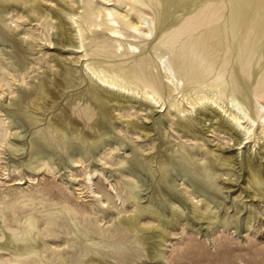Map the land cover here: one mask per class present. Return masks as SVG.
Segmentation results:
<instances>
[{
  "label": "rangeland",
  "instance_id": "obj_1",
  "mask_svg": "<svg viewBox=\"0 0 264 264\" xmlns=\"http://www.w3.org/2000/svg\"><path fill=\"white\" fill-rule=\"evenodd\" d=\"M177 1L173 0L169 5V18L174 17ZM59 2L60 0L43 1L47 15L37 21H34L36 16L33 13L26 11L25 5L13 8L11 15H24L18 21V26H15V23L11 24L9 19L6 20L0 15V83L5 86L0 88V109H4L2 113L6 122L9 118L5 115V111L12 112L17 121L16 124L5 125L10 131L0 150L5 152L4 149H11L15 142L21 146L17 155H11L9 152L0 154V157H3L0 158V203L3 201L8 209L16 211L21 223H15L14 228L17 230L22 228L23 222L29 215H32L38 223L39 237L46 258L44 262L37 260L30 264H47V262L61 264L63 260L55 256L60 252L69 256L71 264L99 263L100 258L109 264H264L262 194L255 192L257 196H249L248 194L254 193L252 194V188L247 192L244 191L248 186L245 179L240 178V183L228 180L229 177L234 179L233 169L230 168L223 170L228 174H224V177L220 176L219 182L198 179L202 177L199 165H204L213 158L212 155L204 152L206 148L217 149L220 143H224L221 146L230 151L227 154H233L236 153L233 148L237 147L236 145L233 147L234 140L225 143L224 138H229L228 135L206 131L211 123L209 121L202 125L194 122L192 134H187V129L181 128L184 120L179 118L174 110L141 106L140 102H144L141 95L131 102L115 106L112 119L97 112L98 103L90 99L88 93L92 84L84 68L88 57L71 49L61 48L55 40L57 28H52L50 24H57L58 19L55 13L50 11L56 9ZM1 10L5 11V8L1 7ZM9 17L8 14L7 18ZM67 27L73 28L70 24H67ZM22 32H29L31 36H25ZM44 33L53 40L52 44L40 39L39 35L43 36ZM97 38L101 46L94 44L89 46L90 50L96 53L94 55L96 59L112 64L131 57V55L122 56L117 50L118 43L112 40H109L112 45L103 49L107 35L99 33ZM126 40L136 43L130 38ZM149 46L150 44L143 46L141 43L139 49L151 51L155 58L156 53L150 50ZM133 52V55H140L138 49ZM150 66L154 74L162 75L158 67ZM59 68L70 69L76 86L60 87L57 91L59 95L51 108H47L43 101L39 109L30 107L44 82L46 87L55 86L52 72ZM22 76H26L27 83L21 82ZM9 83L13 86L9 87L7 85ZM12 88L16 92H11ZM243 97V105L249 104L246 92H243ZM61 108L67 110L82 127L87 129H91L89 126L95 120L109 122L112 137H104L95 144L93 141L78 139L76 135L67 137L64 143L58 141L56 132L51 127V120ZM204 111L210 115V110ZM89 112L96 115L90 118V115L89 117L87 115ZM195 115L198 117V114L194 113L193 116ZM34 119L40 122L35 123ZM126 120L127 122L135 120L142 127L145 126L151 131L148 135L150 139H145L147 134L145 129L140 132L131 128ZM41 131L45 132L47 138L37 137ZM19 132L21 136H16ZM32 140L37 150L44 146V149L37 154V158L44 157L50 160L52 169L42 164L39 170L33 171L27 166L31 156ZM262 143L264 139L256 140V143H248L238 151L239 159H246L250 154L251 159L261 166L263 172L264 158L259 149ZM161 147L167 155L174 151L192 152L197 166L193 167L190 163L186 165L187 167H183L172 162L173 167L168 172V179L159 182V174L154 175L150 167L152 157L160 160ZM78 156L83 160L79 161ZM131 167L136 171L137 178L144 182L143 188L149 186V189L143 192L146 197L153 195L156 186L166 192L169 200H164V203L168 210L170 205L183 208L182 201L191 205V198L188 197L191 189L197 190L201 186L211 187L213 192L207 194L204 199L210 201L211 207L217 210L219 217L214 221L208 218L199 219L200 221L195 219V222L192 220L189 224L182 217L176 225L170 224L163 246L160 247L163 257L153 259L136 241V235L119 225L120 219L135 214V203L127 189V183L131 180L127 168ZM219 168L223 169L221 166ZM95 169L102 172L97 173L91 181H87L86 173L89 171L94 173ZM238 170L239 168L236 171ZM16 178H23L24 184H16L18 182ZM95 191L100 195L107 193L111 198L97 197ZM102 199L106 200V205L100 202ZM202 199V197L196 198L194 202L200 200L198 205L203 211L205 200ZM66 201L80 210L81 216L77 218L73 215V220L77 218L83 233L85 229H89L92 239L80 234L75 238V225L61 214ZM224 216L232 221L233 225H225L221 221ZM105 228L107 230L104 232ZM74 241L75 243L72 244ZM83 247L89 248V255H85ZM90 256L95 260L90 259Z\"/></svg>",
  "mask_w": 264,
  "mask_h": 264
},
{
  "label": "bare ground",
  "instance_id": "obj_2",
  "mask_svg": "<svg viewBox=\"0 0 264 264\" xmlns=\"http://www.w3.org/2000/svg\"><path fill=\"white\" fill-rule=\"evenodd\" d=\"M43 1L51 0H0V15L6 20L9 19L11 24L15 23V26H18V21L24 15H11V13L13 8L25 5L26 11L33 13L36 16L34 21H37L47 15ZM172 2L173 0H60L57 8L50 11L55 13L58 22L50 25L54 29L57 28L55 40L61 48L71 49L88 57L84 65L92 82L88 93L90 99L98 103L97 112L112 119L117 106L131 102L141 95V99L144 98V102H140L141 106L174 110L179 118L184 120L183 123L180 122L181 128L187 129V134H192L195 123L202 125V123L206 124V121L211 122L205 130L228 135L229 138H224L225 143L234 140L233 147L234 145L237 147L232 148L236 153L227 154L230 151L221 146L224 143H220L217 149L206 148L204 152L212 155L213 158L210 162L199 165L202 177L198 179L219 182L220 176L228 174L223 170L230 168L233 169L234 179L229 177L228 180L240 183V178L245 179L248 186L244 191L247 192L252 188L254 194H248L249 196H257L255 192H259L264 198V171L262 172L261 166L251 159L250 154L246 159H239L238 151L248 143H256V140L264 139V0H178L173 12L174 17L169 18V5ZM1 7H4L5 11L1 10ZM8 14L9 18H7ZM67 24L73 28L67 27ZM22 33L31 36L29 32ZM99 33L107 35L103 49L111 46L109 40H112L118 43L116 48L122 56L131 55V57L112 64L96 59L94 57L96 53L91 51L89 46L93 44L101 46L97 38ZM39 37L48 44L53 43L47 33ZM126 38L135 40L136 43ZM141 43L143 46L150 44L149 49L156 53L155 58L151 51L139 49ZM136 49L140 55H133V50ZM150 65L154 68L158 67L162 75L154 74ZM52 75L55 86L46 87L44 82L30 107L39 109L43 101L47 108H51L59 95L57 91L60 87L76 86L70 69L59 68L54 70ZM21 82L27 83L26 76H22ZM7 85L13 86L12 83ZM2 87L5 86L0 83V88ZM11 92L16 91L12 88ZM243 92H246L249 104L243 105ZM204 110H210V115ZM3 111L4 109H0V147L2 148L10 131L5 125L17 122L12 112L5 111V115L9 118L6 122L3 119ZM194 113L198 114V117L193 116ZM94 114L89 112L87 115L91 118ZM34 122L40 121L34 119ZM108 123L95 120L89 126L91 129H87L82 127L67 110L61 108L51 120V127L56 132V139L63 143L67 137L76 135L78 139L93 141L95 144L104 137H112ZM127 125L140 132L145 129L147 133L145 139H150L148 135L151 131L145 126L142 127L137 121L129 120ZM16 136H21V132ZM37 137L47 138L44 131H41ZM31 143V156L27 166L33 171L39 170L42 164L52 169L50 160L44 157L37 158V154L44 149V146L37 150L33 140ZM20 148L21 146L15 142L11 149H4L5 152L0 150V154L9 152L11 155H17ZM259 149L264 158V143ZM160 153V160L152 157L150 167L154 175L159 174V182L168 179V172L173 167L172 162L183 167H187L186 165L190 163L193 167L197 166L192 152L174 151L167 155L161 147ZM82 160L80 157L79 161ZM238 168L239 170L236 171ZM127 169L131 175L127 189L135 203V214L120 219L119 225L136 235V241L153 259L163 257L160 247L163 246L170 224L176 225L182 217L188 224L192 220L195 222V219L208 218L214 221L219 217L217 210L211 207L210 201L204 199L207 194L213 192L211 187L201 186L197 190L191 189L188 192L191 205L182 201L183 208L170 205L168 210L164 203V200H169L166 192L156 186L153 195L146 197L143 192H146L149 186L143 188L145 184L137 178L136 171L132 167ZM101 172L102 170L97 169L94 173L87 172V181H91ZM16 180L18 181L16 184H24L23 178ZM94 194L100 198L103 196L107 199L111 198L107 193L100 195L95 191ZM199 197L205 200L202 199L205 202L203 211L198 205L200 200L194 202ZM100 202L105 203L106 200L102 199ZM61 214L75 225V238L77 234L86 235L88 239L93 238L89 229L82 232L81 225L77 222L81 212L69 201L65 202ZM73 215L77 216L76 220H73ZM221 221L225 225H233V222L225 216ZM15 223H20L16 211L8 209L6 203L2 201L0 203V264H30L37 260L44 262L46 258L43 254L44 246L40 241L39 226L35 218L29 215L20 230L14 228ZM106 230L105 228L104 232ZM74 243L75 241L72 242ZM83 252L89 255L90 250L88 247H83ZM55 256L63 260L61 264H71L68 255L60 252ZM90 259L95 260L92 256ZM99 261L90 264H109L101 258Z\"/></svg>",
  "mask_w": 264,
  "mask_h": 264
}]
</instances>
